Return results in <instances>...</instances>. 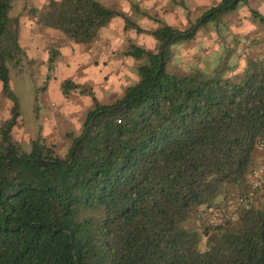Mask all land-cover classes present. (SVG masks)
<instances>
[{
  "label": "trees",
  "instance_id": "obj_1",
  "mask_svg": "<svg viewBox=\"0 0 264 264\" xmlns=\"http://www.w3.org/2000/svg\"><path fill=\"white\" fill-rule=\"evenodd\" d=\"M246 2L219 0L180 32L140 14L159 27L135 30L153 49L124 51L136 81L107 103L80 91L90 106L59 155L39 139L25 153L11 143L18 103L9 79L22 73L25 53L12 0H0V94L11 103L0 124V264H264V205L219 227L194 222L201 207L246 191L254 145H264V57L238 69L229 63L234 42L211 70H167L174 44ZM30 13L63 45H91L113 19L134 26L98 0H48ZM249 14L264 28V16ZM77 88L66 80L60 91ZM208 233L200 252L199 234Z\"/></svg>",
  "mask_w": 264,
  "mask_h": 264
},
{
  "label": "rangeland",
  "instance_id": "obj_2",
  "mask_svg": "<svg viewBox=\"0 0 264 264\" xmlns=\"http://www.w3.org/2000/svg\"><path fill=\"white\" fill-rule=\"evenodd\" d=\"M191 2H184L187 8L182 14L183 20L175 19L171 25L173 29L179 32L187 29L208 9L200 10L195 2ZM212 2L214 7L217 3ZM102 3H106L105 0ZM19 7V0H12L10 15ZM252 10L264 16V0H247L245 5L240 4L235 10L215 17L196 33L192 41L180 40L174 44L168 72L181 75L191 69L211 70L218 64L226 47H235L234 42L236 47L229 63L237 64L238 69L243 66L245 58L264 57V28L252 23L249 14ZM138 11L161 21L151 9L140 7ZM130 17L134 26L119 31L113 20V27L103 31L101 37L87 47L63 45L60 34L50 29L59 37L56 33H49L44 36V42L37 41V44L22 47L25 53L22 73L19 76L10 74L9 79V88L18 103V118L10 133L11 143L20 152H28L31 141L39 139L52 144L55 152L62 155L68 146L65 134L78 133L85 110L90 106V98L79 92L89 90L96 101L107 103L136 81L134 60L125 56L124 51L131 45L153 49L155 42L152 38L135 30L149 31L159 27V24L148 19L153 22L149 24L152 28H146L135 22L142 19V15L132 14ZM111 35L118 38L109 39ZM72 46H79L80 55L76 58ZM66 80L72 81L78 88L64 97L60 86ZM10 106L11 103L0 94V124L9 117ZM255 205H264V176ZM209 234H199L200 252L207 249Z\"/></svg>",
  "mask_w": 264,
  "mask_h": 264
},
{
  "label": "crops",
  "instance_id": "obj_3",
  "mask_svg": "<svg viewBox=\"0 0 264 264\" xmlns=\"http://www.w3.org/2000/svg\"><path fill=\"white\" fill-rule=\"evenodd\" d=\"M48 0H19L20 7L17 11H15L14 14H12V17L18 18V24H19V34H18V41L21 47L24 46H30L31 43H38L37 41H45L44 36L46 34H54L56 32H52L47 28L39 27L35 24V19L31 16V10L36 9L40 10L44 7ZM59 1V0H55ZM99 2H104V0H98ZM195 2V6L198 7L200 10L203 9H209L211 8L212 1L217 2V0H105L107 6L113 7L119 11H122L123 13L128 14L131 16L132 14L139 16L142 14V12H132L130 9L131 4H135L138 8L143 9H151L153 14L156 16L157 19H161L162 22H164L166 25L172 27V23L177 20L182 21V14L184 11L183 7L186 9V5L184 2ZM192 3V2H191ZM191 5H188V7ZM114 26L118 28L119 31L123 28V22L120 19H113ZM112 20V21H113ZM110 22L105 28L100 29L98 32V37H101L103 31H107L112 28L113 25ZM135 22L138 25L144 26L146 28H152L150 23H153L152 21L148 20L145 17H142V19H139L138 21L135 20ZM40 34V35H39ZM57 37L58 34L56 33ZM61 37V36H60ZM103 37V36H102ZM109 39L118 38L117 35H111L108 37ZM79 46H72L71 49L73 50L72 53H74V58L80 55L78 49ZM84 52L87 53L86 49H83ZM73 57V55L71 56Z\"/></svg>",
  "mask_w": 264,
  "mask_h": 264
},
{
  "label": "built area",
  "instance_id": "obj_4",
  "mask_svg": "<svg viewBox=\"0 0 264 264\" xmlns=\"http://www.w3.org/2000/svg\"><path fill=\"white\" fill-rule=\"evenodd\" d=\"M253 158L254 162L247 177L246 191L233 192L217 204L201 207L194 215L195 224L209 227L223 226L234 222L240 212L254 205L264 176V145L261 141H257L254 145Z\"/></svg>",
  "mask_w": 264,
  "mask_h": 264
},
{
  "label": "water",
  "instance_id": "obj_5",
  "mask_svg": "<svg viewBox=\"0 0 264 264\" xmlns=\"http://www.w3.org/2000/svg\"><path fill=\"white\" fill-rule=\"evenodd\" d=\"M218 11H221V9H219Z\"/></svg>",
  "mask_w": 264,
  "mask_h": 264
}]
</instances>
